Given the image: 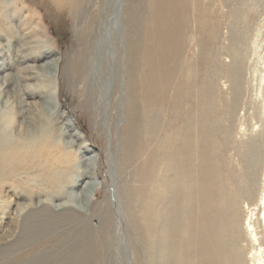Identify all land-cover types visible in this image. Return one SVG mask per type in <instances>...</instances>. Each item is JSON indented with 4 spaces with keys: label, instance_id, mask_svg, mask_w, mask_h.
I'll list each match as a JSON object with an SVG mask.
<instances>
[{
    "label": "rangeland",
    "instance_id": "374dc122",
    "mask_svg": "<svg viewBox=\"0 0 264 264\" xmlns=\"http://www.w3.org/2000/svg\"><path fill=\"white\" fill-rule=\"evenodd\" d=\"M182 1L188 3L183 40L188 62L195 63L199 54L195 8L211 14V35L212 27H218V42L211 41V120L216 124L211 141H217V151L231 161L230 167L242 173L237 182L248 195L240 200L246 215L264 187V0ZM147 2L122 0L115 24L111 20L116 0H81L71 26L51 16L37 0H13L6 10L12 33L0 37V76L14 77L25 103L46 99L49 120L42 124L53 141L4 142L7 147L46 145L51 160L58 161L59 168L56 163L53 171L63 178L56 193L38 169L8 178L0 175V264H84V249L95 244V236L103 239L102 264L149 263L139 233L144 226L134 220L128 202L129 193L140 183L133 171L137 163L123 157L129 141L125 138L131 76L128 9L132 3L144 13ZM48 49L53 50L50 59L58 63L55 75L39 69L50 60L40 57ZM2 88L4 105L7 96ZM5 105L4 123L9 121L13 134L24 135L28 120L22 123L24 118L17 117L14 102ZM199 106L204 108L205 103ZM90 177L97 189L88 213L77 215L69 195L79 199ZM160 252L156 250L154 260ZM249 252L245 251L248 260Z\"/></svg>",
    "mask_w": 264,
    "mask_h": 264
},
{
    "label": "bare ground",
    "instance_id": "6f19581e",
    "mask_svg": "<svg viewBox=\"0 0 264 264\" xmlns=\"http://www.w3.org/2000/svg\"><path fill=\"white\" fill-rule=\"evenodd\" d=\"M37 1L51 16L71 22L70 26L81 5V0ZM12 2L0 0V37L12 33L6 13ZM121 2L116 0L112 24L118 23ZM187 6L182 0H148L144 13L132 3L128 9L127 24L131 28L126 38L131 76L125 138L129 141L123 157L137 163L133 171L140 182L129 193L128 202L133 206L130 214L144 226L139 233L148 248V264H264V187L259 202L247 207L243 215L240 200L248 195L237 182L242 173L230 167L231 161H225L217 151V141H211L216 126L211 120V41L214 45L218 42V27H212L211 35V14L199 13L195 8L200 24V38L195 42L199 54L195 63L188 62L184 59L188 46L183 42ZM52 54L53 50L48 49L40 57L48 61ZM1 68L0 65V71ZM39 69L55 75L59 67L50 59ZM3 86L5 103H15L17 117L24 118L21 122L28 120V130L24 135L21 131L13 134L9 121H3L7 117L2 118L1 108L6 105L0 104V175L8 178L38 169L45 173L43 179L53 187L52 191L59 193L63 177L53 171L58 161L51 160L46 145L7 147L4 142L53 141L42 124L48 117L44 107L47 104L43 103L46 99L34 104L35 108L25 103L9 74L0 76V89ZM200 102L205 103L204 108ZM25 104L28 110L24 112ZM96 189L90 177L81 187L79 199L69 195L68 203L77 215L88 213ZM95 239V244L84 249V264H102L103 239ZM158 249L161 252L154 260ZM248 249L250 260L245 255Z\"/></svg>",
    "mask_w": 264,
    "mask_h": 264
}]
</instances>
